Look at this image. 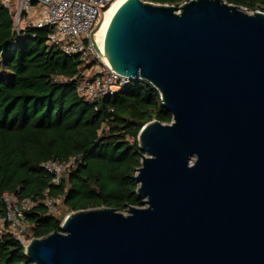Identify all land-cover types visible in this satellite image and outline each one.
Masks as SVG:
<instances>
[{
	"label": "water",
	"instance_id": "water-1",
	"mask_svg": "<svg viewBox=\"0 0 264 264\" xmlns=\"http://www.w3.org/2000/svg\"><path fill=\"white\" fill-rule=\"evenodd\" d=\"M104 47L118 76L151 83L173 115L139 135L134 180L147 207L73 212L29 242L30 260L264 264V12L127 0Z\"/></svg>",
	"mask_w": 264,
	"mask_h": 264
},
{
	"label": "trees",
	"instance_id": "trees-1",
	"mask_svg": "<svg viewBox=\"0 0 264 264\" xmlns=\"http://www.w3.org/2000/svg\"><path fill=\"white\" fill-rule=\"evenodd\" d=\"M144 1L178 9L190 0ZM224 1L264 12V0ZM50 31L17 32L0 4V216L7 192L37 201L26 213L27 242L61 231L65 217L51 213L48 196L63 199L69 213L143 207L134 180L143 160L140 132L153 121L173 122L159 90L145 80L87 104L75 80L84 62L50 45ZM50 161H74L60 184L43 167ZM0 264H34L7 227L0 232Z\"/></svg>",
	"mask_w": 264,
	"mask_h": 264
},
{
	"label": "built area",
	"instance_id": "built-area-1",
	"mask_svg": "<svg viewBox=\"0 0 264 264\" xmlns=\"http://www.w3.org/2000/svg\"><path fill=\"white\" fill-rule=\"evenodd\" d=\"M116 0H0V4L11 13L16 31L46 29L50 45L68 56H79L84 62L76 80L79 96L89 105L114 97L134 81L120 77L113 70L105 55V35L101 22ZM74 164L50 161L43 167L53 175V183L60 184L67 167ZM49 190L46 191V194ZM61 199L47 197L44 203L55 213ZM4 214L0 216V232L6 227L24 242L28 231L26 213L38 202L33 199L20 200L16 195L5 193L2 198Z\"/></svg>",
	"mask_w": 264,
	"mask_h": 264
},
{
	"label": "bare ground",
	"instance_id": "bare-ground-1",
	"mask_svg": "<svg viewBox=\"0 0 264 264\" xmlns=\"http://www.w3.org/2000/svg\"><path fill=\"white\" fill-rule=\"evenodd\" d=\"M127 0H116L112 6L109 8V10L104 15L102 22L100 24L103 34L105 35L107 27L110 23V20L114 13L120 8V6Z\"/></svg>",
	"mask_w": 264,
	"mask_h": 264
},
{
	"label": "rangeland",
	"instance_id": "rangeland-1",
	"mask_svg": "<svg viewBox=\"0 0 264 264\" xmlns=\"http://www.w3.org/2000/svg\"><path fill=\"white\" fill-rule=\"evenodd\" d=\"M144 1V0H143ZM144 2H147V1H144ZM149 3V2H148ZM248 12V11H247ZM249 14H252L251 12H248ZM146 156L147 157H149V155L148 154H146ZM195 158H193L192 159V161L194 160ZM143 161V160H142ZM142 166V165H141ZM71 167V166H70ZM68 168L69 167H67V169H66V171H65V175L67 174L68 175ZM137 172H138V170H137ZM136 172V175L138 174ZM135 175V176H136ZM147 207V205H143V207H138V208H146ZM129 208L130 207H128V209H127V211L126 212H124L123 214H125V215H127V214H129ZM55 214L56 215H58V216H64L65 218L68 216V215H70L71 213H69V211H68V209H66L65 207H64V205H63V199H61L60 201H59V203H58V205H57V207H56V209H55ZM24 244L26 245V247L28 246V244H29V242H27V241H25L24 240Z\"/></svg>",
	"mask_w": 264,
	"mask_h": 264
}]
</instances>
